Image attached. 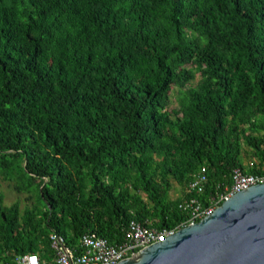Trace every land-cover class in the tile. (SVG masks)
I'll use <instances>...</instances> for the list:
<instances>
[{"label":"trees","instance_id":"obj_1","mask_svg":"<svg viewBox=\"0 0 264 264\" xmlns=\"http://www.w3.org/2000/svg\"><path fill=\"white\" fill-rule=\"evenodd\" d=\"M236 168L264 174V0H0V178L34 199L0 195V262L173 229Z\"/></svg>","mask_w":264,"mask_h":264},{"label":"water","instance_id":"obj_2","mask_svg":"<svg viewBox=\"0 0 264 264\" xmlns=\"http://www.w3.org/2000/svg\"><path fill=\"white\" fill-rule=\"evenodd\" d=\"M117 264H264V183Z\"/></svg>","mask_w":264,"mask_h":264},{"label":"built area","instance_id":"obj_3","mask_svg":"<svg viewBox=\"0 0 264 264\" xmlns=\"http://www.w3.org/2000/svg\"><path fill=\"white\" fill-rule=\"evenodd\" d=\"M206 181L205 168H201L195 178L189 182L186 192L202 193ZM258 183H264V174L251 175L236 168L230 188L212 196L209 204L203 205L196 197L184 198L178 206L187 212V220L173 229H158L152 225L131 220L123 230L122 239L118 242L112 243L107 238L89 232L83 234L74 247L67 244L61 235L51 232L48 251L20 253L11 261H1L0 264H117L150 244L164 241L178 229L211 214L222 201L234 193Z\"/></svg>","mask_w":264,"mask_h":264},{"label":"rangeland","instance_id":"obj_4","mask_svg":"<svg viewBox=\"0 0 264 264\" xmlns=\"http://www.w3.org/2000/svg\"><path fill=\"white\" fill-rule=\"evenodd\" d=\"M197 76V74H196ZM196 82V80H194ZM0 195L2 197V204L5 206L11 205L15 202L19 203L21 212L26 208H31L34 204V199H28L27 193H18L13 188L10 182L4 181L0 178Z\"/></svg>","mask_w":264,"mask_h":264},{"label":"crops","instance_id":"obj_5","mask_svg":"<svg viewBox=\"0 0 264 264\" xmlns=\"http://www.w3.org/2000/svg\"><path fill=\"white\" fill-rule=\"evenodd\" d=\"M179 194H180V191H177V190H176V191L174 192L173 196H177V195H179Z\"/></svg>","mask_w":264,"mask_h":264}]
</instances>
